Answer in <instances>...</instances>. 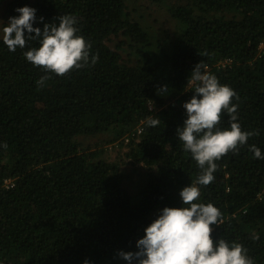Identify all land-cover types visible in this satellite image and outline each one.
I'll use <instances>...</instances> for the list:
<instances>
[{"label": "trees", "instance_id": "obj_1", "mask_svg": "<svg viewBox=\"0 0 264 264\" xmlns=\"http://www.w3.org/2000/svg\"><path fill=\"white\" fill-rule=\"evenodd\" d=\"M149 1L176 20L165 36L133 16L131 0H0L4 23L24 5L45 18L34 25L41 28L74 14L99 55L95 65L58 76L24 58L37 41L15 52L0 42L4 264H124L117 250L134 249L159 209L181 206L180 189L200 174L176 133L199 62L237 91L242 128L259 131L248 144L264 151V0ZM121 34L127 57L107 42ZM149 116L160 123L148 126ZM229 125L224 114L220 126ZM113 143L126 146L133 170L102 156ZM216 163L215 180L200 186L202 202L223 213L213 235L243 243L255 264H264V160L244 145ZM139 167L145 170L136 186Z\"/></svg>", "mask_w": 264, "mask_h": 264}, {"label": "clouds", "instance_id": "obj_2", "mask_svg": "<svg viewBox=\"0 0 264 264\" xmlns=\"http://www.w3.org/2000/svg\"><path fill=\"white\" fill-rule=\"evenodd\" d=\"M15 11L18 15L10 16L0 28V42L8 51L25 49L29 42L37 41L38 46L23 52L24 58L58 76L97 63L99 55L92 53V43L81 34L74 14L59 15L41 28L34 26L37 20H45L43 16L37 17L36 7L24 5ZM206 67L199 62L190 72L187 82L193 83L194 94L183 103L186 117L176 129L183 150L196 161L200 174L180 189L181 206L159 209L143 228L144 234L135 241L134 249L117 250L116 255L124 264H255L243 243L213 235L214 226L223 223V213L214 203L201 199L200 186L215 180L216 161L228 152H239L247 145L254 158L264 160V151L248 144L249 138L259 135V131L243 129L239 122V105L234 102L239 100V94L230 85L222 84L217 75L203 70ZM46 79L42 76L37 83ZM224 114L230 121L228 127L220 126ZM159 123L158 118L146 119L150 127ZM251 238L258 240L259 235L253 234ZM0 264L4 261L0 260ZM83 264L94 261L85 258Z\"/></svg>", "mask_w": 264, "mask_h": 264}, {"label": "rangeland", "instance_id": "obj_3", "mask_svg": "<svg viewBox=\"0 0 264 264\" xmlns=\"http://www.w3.org/2000/svg\"><path fill=\"white\" fill-rule=\"evenodd\" d=\"M129 4H131V8H133V16L142 20L149 30L155 31L159 36H165L169 31L174 29L176 20L173 19L169 13L163 11V9H161L158 5L152 4L149 0H131ZM2 13L0 15V20L3 21H0V28H2L1 26L5 22V18H2ZM107 42L111 47L118 49L124 57H127L126 48L128 47V39L126 36L123 34L120 36L113 35ZM119 43L120 46L118 47ZM133 57H137V55H133ZM99 139H102V137L90 138L93 142ZM123 146H120V144L114 145V143L107 144V150L102 156L106 157L110 161H116L120 164L122 169L129 172L133 170L136 165L132 164L130 160H128V157L125 154L127 148L126 146ZM144 170L145 169L142 167H139V171L137 170L138 172L134 175V185L140 181L141 174H144Z\"/></svg>", "mask_w": 264, "mask_h": 264}, {"label": "built area", "instance_id": "obj_4", "mask_svg": "<svg viewBox=\"0 0 264 264\" xmlns=\"http://www.w3.org/2000/svg\"><path fill=\"white\" fill-rule=\"evenodd\" d=\"M263 54H264V40L259 44V50H258L259 56ZM141 131H142V127H138V133H140ZM5 184L7 187H12L15 184V182L12 178H8L5 180Z\"/></svg>", "mask_w": 264, "mask_h": 264}]
</instances>
